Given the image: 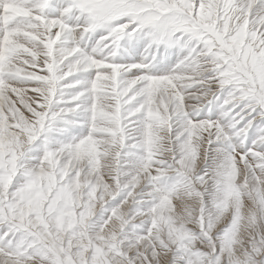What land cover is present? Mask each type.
Returning a JSON list of instances; mask_svg holds the SVG:
<instances>
[{
    "label": "snow or ice",
    "instance_id": "snow-or-ice-1",
    "mask_svg": "<svg viewBox=\"0 0 264 264\" xmlns=\"http://www.w3.org/2000/svg\"><path fill=\"white\" fill-rule=\"evenodd\" d=\"M0 264H264V0H0Z\"/></svg>",
    "mask_w": 264,
    "mask_h": 264
}]
</instances>
